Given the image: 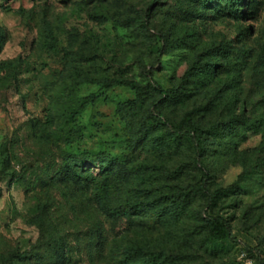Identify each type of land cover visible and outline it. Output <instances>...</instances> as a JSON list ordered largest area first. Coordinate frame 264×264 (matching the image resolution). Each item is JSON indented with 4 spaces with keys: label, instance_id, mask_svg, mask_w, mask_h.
Returning <instances> with one entry per match:
<instances>
[{
    "label": "rangeland",
    "instance_id": "1",
    "mask_svg": "<svg viewBox=\"0 0 264 264\" xmlns=\"http://www.w3.org/2000/svg\"><path fill=\"white\" fill-rule=\"evenodd\" d=\"M230 1L0 0V264H136L137 249L183 264H262L264 0H237L240 17ZM141 58L163 88L183 92L163 108L173 128L241 115L207 142L201 165L162 131L136 143L140 114L117 111L136 93L107 84L145 82ZM82 98L91 101L73 115ZM103 151L120 160L110 174L90 164ZM69 153L87 158L79 168L92 180L69 176ZM203 169L213 191L236 189L209 203L194 192ZM178 189L192 192L180 207L167 196ZM99 198L129 215L110 217Z\"/></svg>",
    "mask_w": 264,
    "mask_h": 264
},
{
    "label": "trees",
    "instance_id": "2",
    "mask_svg": "<svg viewBox=\"0 0 264 264\" xmlns=\"http://www.w3.org/2000/svg\"><path fill=\"white\" fill-rule=\"evenodd\" d=\"M230 4L233 13L237 17H240L241 11L238 8L237 0H231ZM136 22H138L144 28L148 26V23L140 17L136 18ZM140 64V74L146 80L145 82H140L130 77H119L109 80V83L107 84L108 86H126L134 90L136 93V97L134 99L119 104L117 109L118 112H122L123 114L130 112L129 116H125L131 119H136V116H138L137 113L140 114V126L137 129L136 143L139 144L148 140L151 141L152 137H155V133H160V131H162L160 141H168L172 148H178L184 144L190 145L192 147V151L194 152V163L196 165H201L202 160L209 152L211 143L208 144L207 142L209 140L217 142L218 138H222L225 132L231 130L232 127H235L236 123L240 122L241 115L237 114L236 112H231L228 114V118L225 121L221 122L220 124H212L207 128L201 126H185V124L181 127L173 128L170 125V121L166 118L163 108L164 105L170 101L182 99L183 92L163 88L162 85L154 79L153 74L148 70L149 66L147 65L144 58L140 59ZM195 68L197 69L199 67L196 66ZM93 81L94 80H90V82ZM149 98H151V100L148 106L145 107L146 101ZM90 101L91 100L89 98H82L77 104L73 115L79 113V111L85 108V106L89 104ZM156 137H158V135ZM89 157L91 165L99 166L101 172H105L107 174L112 173L114 171V165L120 162V160L112 157L110 154L104 151L91 154ZM86 162L87 158L84 157L81 159L80 155L69 153L67 154V159L65 161V169L70 177L90 181L93 179L92 173H84L79 168V164L85 166ZM211 173L212 172H210L209 169L202 170V184H198V187L194 190V192L201 193L204 197H206L209 203L214 204L216 200L223 194L227 195L234 191L237 185L234 184L228 186L227 188H220L213 191L208 185V180L212 176ZM167 196H169V198L172 200V204L174 206L180 207V204H185L192 198V192L186 189L171 190ZM99 199L100 204L104 203L102 198ZM132 207L151 209L154 208V204L149 203L148 201H137L132 204ZM104 212L112 218H119L129 215L127 208L122 206L112 207L111 205L109 206V204H105ZM212 222L215 225L214 227L223 228L228 236L232 235V229L230 228V225L223 218H213ZM60 242L61 241H56V244H54V250L57 253L62 246ZM56 252L55 256L57 255ZM144 252L145 251H142V249H137L136 252H134V255H140L139 258H142V260L136 264H151L157 262L158 260L169 264H183L177 260V255L170 254L166 251L150 252L148 255ZM20 257L26 258L27 254L25 253ZM62 257L63 256H58V259ZM260 261L262 264H264L263 260L260 259Z\"/></svg>",
    "mask_w": 264,
    "mask_h": 264
}]
</instances>
